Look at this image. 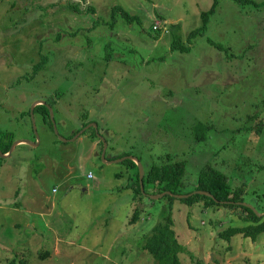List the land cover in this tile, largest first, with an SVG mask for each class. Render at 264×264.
Masks as SVG:
<instances>
[{
    "label": "rangeland",
    "instance_id": "obj_1",
    "mask_svg": "<svg viewBox=\"0 0 264 264\" xmlns=\"http://www.w3.org/2000/svg\"><path fill=\"white\" fill-rule=\"evenodd\" d=\"M213 1L0 0V133L38 136L0 158V264H154L142 246L169 212L182 264H264V234L218 236L249 223L240 207L153 198L150 185L134 199L136 169L106 162L98 143L106 159L127 153L145 169L185 160L186 193L212 165L264 212V7L218 0L189 40ZM177 22L189 51L171 50ZM37 100L53 103L58 134L38 117L35 134Z\"/></svg>",
    "mask_w": 264,
    "mask_h": 264
},
{
    "label": "trees",
    "instance_id": "obj_2",
    "mask_svg": "<svg viewBox=\"0 0 264 264\" xmlns=\"http://www.w3.org/2000/svg\"><path fill=\"white\" fill-rule=\"evenodd\" d=\"M238 3L244 4L249 3L255 7L263 6L253 0H234ZM73 9H76L77 6L74 4H69ZM218 5V0H214L211 8L208 11L201 12L202 24L201 26L191 31L188 34L189 40L191 38L196 37L198 34H202L206 28L207 21L209 16L215 12ZM87 10L94 12L92 7H88ZM121 12V15L127 20L132 21L134 16H131L125 10H121L118 7H114L112 12L115 15L117 12ZM169 32L172 34L173 40L171 42V50H180L181 52L189 51L190 46L183 42L182 37L180 35L181 24L171 23L168 26ZM158 36L162 33L161 29H158ZM46 62V57H42L41 60L33 66L32 73L36 74L39 72L43 65ZM49 105L52 106V102L46 101ZM262 106L264 108V97L261 101ZM30 116V109L27 111ZM34 116L35 118H39V122L44 127L50 128L53 130L52 121L50 119L49 110L45 104H38L34 107ZM85 125V124H84ZM84 125L73 132L70 136H73L79 130H81ZM206 128L203 124H198L195 127L197 135L202 132ZM86 131V130H85ZM84 131V132H85ZM91 139L96 140V134L93 130L91 134ZM57 138V137H56ZM58 140V138H57ZM59 141V140H58ZM13 143V139L8 133H0V150L3 153H7ZM98 143L101 145L102 142ZM102 151V150H101ZM129 155L127 153L119 154L114 156V158H119ZM1 158V157H0ZM113 158V157H112ZM124 163L128 164V166L136 169L134 174L133 183H132V191L134 192V199L142 194L140 183H139V172L136 163L131 159H125ZM185 173V160H172L166 159L161 164H152L148 169L144 168V177H143V186L144 191L146 185H150L156 189V193H162L165 191H170L174 194H188L186 192H182L181 186L183 184L182 179ZM195 190L207 191L213 195L215 199L203 194H193L187 198H178V200L185 202L187 204H192L194 202H203L205 207L208 206H232V207H240L243 212L246 213V216H242L249 223L245 226L240 227H228L218 233V236L221 239H225L229 241L232 236L236 234H241L242 236L255 241L260 234H264V216H258L256 213L247 206H243L237 204L238 201L242 202V188H231L227 182V177L219 171L217 168L212 165H205L199 171L196 185L194 189L189 191V193L194 192ZM171 199L177 198L172 195H166ZM139 218V208L134 209V213L132 216L131 222H136ZM143 250L148 252L155 260L154 264H182L180 255L186 252V247L179 242L177 239L175 230L173 228V219L170 215V212L165 215L162 220H160L148 233L145 237L144 244L142 246ZM45 254H48V251H45ZM10 264H16L15 260H13ZM19 264H24L23 261L19 260ZM200 264V263H198Z\"/></svg>",
    "mask_w": 264,
    "mask_h": 264
},
{
    "label": "water",
    "instance_id": "obj_3",
    "mask_svg": "<svg viewBox=\"0 0 264 264\" xmlns=\"http://www.w3.org/2000/svg\"><path fill=\"white\" fill-rule=\"evenodd\" d=\"M38 104H45V105L47 106V108H48V110H49L50 119H51V121H52V125H53L54 133H55V134H58V132H57V130H56V125H55L54 120H53V111H52V107H51V105H49V104H48L46 101H44V100H37V101H35V102L32 104V107H31V109H30V117H31L32 125H33V127H34V132H35V134H36V126H35L34 107H35L36 105H38ZM90 126H91V125H88V126L83 127L81 130H79V132H77L76 134H74V136L71 137V138H69V139H64V138L60 137L59 135H58V137H59L60 140H62V141H64V142L67 141V140H73L74 138L78 137L81 133H83L86 129H88ZM93 126H96V125L93 124ZM98 138H99V140L103 143V148H102L101 156H102V158H103L106 162H108V163H109V162H121V161H124L125 159H131V160H133L134 162L137 163V166H138V172H139V183H140V188H141V191L143 192V191H144V186H143L144 167H143V165L141 164V162H140L137 158H135V157H133V156H130V155H126V156L119 157V158H109V160L106 159V158H105V151H106V148H107V143H106V142L104 141V139L101 138L100 136H98ZM36 141H38V136H37V134H36ZM36 141L32 142V141H28V140H25V139L16 140V141H14V142L12 143V145H11V147H10V149L8 150L7 153H3V152L0 150V157H1V158H6V157L10 156L11 152L13 151V149H14L17 145L22 144V143H26V144L34 145V146H35V145L37 144ZM195 193H196V194L207 195V196L211 197L212 199H215V198L213 197V195L210 194L209 192H207V191H201V190H195L194 192H191V193H188V194H174V193H171L170 191H165V192L159 193V194H157V195H151V197H153V198H159V197H162V196H165V195L168 194V195H172L173 197H177V198H187V197H189V196H191V195H193V194H195ZM215 201H217V200L215 199ZM237 204H240V205H243V206H247V207H249V208L252 209V210L256 213V215H258V216H264V212H259V211H257L254 207H252V206H250V205H248V204H245V203H242V202H239V203H237Z\"/></svg>",
    "mask_w": 264,
    "mask_h": 264
},
{
    "label": "built area",
    "instance_id": "obj_4",
    "mask_svg": "<svg viewBox=\"0 0 264 264\" xmlns=\"http://www.w3.org/2000/svg\"><path fill=\"white\" fill-rule=\"evenodd\" d=\"M159 25H160L159 23L154 24V28H155V29H160V26H159ZM165 31H166V30H165ZM162 32H163V29H162ZM87 176L90 178V177H92V174L89 173ZM54 191H56L55 188H54Z\"/></svg>",
    "mask_w": 264,
    "mask_h": 264
},
{
    "label": "crops",
    "instance_id": "obj_5",
    "mask_svg": "<svg viewBox=\"0 0 264 264\" xmlns=\"http://www.w3.org/2000/svg\"><path fill=\"white\" fill-rule=\"evenodd\" d=\"M56 189V188H55ZM53 192H54V189H53Z\"/></svg>",
    "mask_w": 264,
    "mask_h": 264
}]
</instances>
